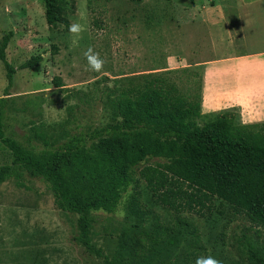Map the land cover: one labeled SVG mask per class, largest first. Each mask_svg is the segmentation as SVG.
Returning <instances> with one entry per match:
<instances>
[{"label": "rangeland", "instance_id": "rangeland-1", "mask_svg": "<svg viewBox=\"0 0 264 264\" xmlns=\"http://www.w3.org/2000/svg\"><path fill=\"white\" fill-rule=\"evenodd\" d=\"M72 1L75 11L68 19L85 28L76 45L64 27L47 26L44 0H0V43L4 34L13 32L6 60L16 70L6 90L8 81L0 62V98H8L5 135L24 146L26 137L32 135V120L52 128L60 141L72 135L76 126H102L108 115L103 103L111 89L145 76L163 74L183 93L195 96L199 79L185 61L192 58L190 47L221 50L217 42L203 35L200 26L193 31L188 23V11H200L201 3L208 0H195L194 9L192 0H143L139 4L128 0ZM221 12L225 15L221 35L228 38V28L233 31L232 49L240 53L264 51V0H221ZM53 46L57 54H52ZM88 48L105 61L101 72L87 70L84 53ZM36 55L42 56L36 68L20 69ZM54 78L62 80L61 88L55 87ZM33 103L41 105L42 120L35 119ZM70 116L76 121L67 124ZM11 161L10 152L0 143V165ZM157 161L161 160L148 163ZM23 184L19 187L11 178L0 185V264H103L75 240L78 216L59 210L53 193L40 179L25 176ZM131 188L129 185L123 191L113 214L92 213V243L105 254L117 252L133 235L134 227L123 209ZM139 192L143 206L168 225L171 211L155 201L143 181ZM182 216L198 228L206 256L215 257L221 264H247L239 256L241 243L264 251V232L258 235L249 230V224L220 200H215L212 211L203 217L185 212ZM151 261L182 264L180 256L168 250H162L161 256L154 255Z\"/></svg>", "mask_w": 264, "mask_h": 264}, {"label": "trees", "instance_id": "trees-1", "mask_svg": "<svg viewBox=\"0 0 264 264\" xmlns=\"http://www.w3.org/2000/svg\"><path fill=\"white\" fill-rule=\"evenodd\" d=\"M44 9L48 27L67 29L75 3L44 0ZM12 37L10 31L0 43L6 90L16 71L6 60ZM57 52L53 46L52 54ZM41 61V55L32 56L20 69L32 70ZM53 83L58 89L63 86L60 78ZM7 99L0 98V143L12 161L0 165V185L13 178L23 187L25 176L40 179L59 210L78 216L75 240L103 264H152L151 258L161 256L162 250L180 256L182 264H195L207 250L198 228L182 213L203 217L212 211L215 200L228 204L249 230L264 232V123L241 125L232 112L202 122L198 95L185 94L175 81L154 74L113 87L103 103L108 115L102 126H76L72 135L60 141L52 128L32 120V135L24 146L5 135ZM32 109L35 119L42 120L41 105L33 103ZM75 121L72 117L66 123ZM152 159L161 161L148 163ZM140 181L162 208L171 211L168 225L141 203ZM129 185L132 191L123 209L134 227L133 235L108 255L92 243V213L113 214ZM145 225L149 228H141ZM238 250L247 264H264L261 249L241 243Z\"/></svg>", "mask_w": 264, "mask_h": 264}, {"label": "crops", "instance_id": "crops-1", "mask_svg": "<svg viewBox=\"0 0 264 264\" xmlns=\"http://www.w3.org/2000/svg\"><path fill=\"white\" fill-rule=\"evenodd\" d=\"M208 1L205 5L201 3L200 11H188L193 31L200 26L203 35L221 48L209 51L205 46L190 47L192 58L185 59L189 70L199 79V118L211 122L219 114L232 112L241 125L264 123V51L240 53L232 49L233 31L228 28V38L221 35V24L225 21L221 0Z\"/></svg>", "mask_w": 264, "mask_h": 264}, {"label": "clouds", "instance_id": "clouds-1", "mask_svg": "<svg viewBox=\"0 0 264 264\" xmlns=\"http://www.w3.org/2000/svg\"><path fill=\"white\" fill-rule=\"evenodd\" d=\"M68 32L73 37V44L76 45L81 38L82 33L85 31V28L80 23H69ZM84 56L87 61V70L92 72H101L104 68L105 61L100 57L99 53L95 52L94 49L88 48L84 53ZM195 264H221V261L215 257L209 256H199L196 258Z\"/></svg>", "mask_w": 264, "mask_h": 264}]
</instances>
